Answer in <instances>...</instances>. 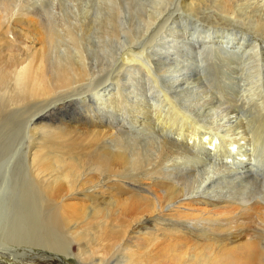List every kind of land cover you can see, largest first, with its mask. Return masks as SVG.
I'll use <instances>...</instances> for the list:
<instances>
[{
	"label": "bare ground",
	"instance_id": "bare-ground-1",
	"mask_svg": "<svg viewBox=\"0 0 264 264\" xmlns=\"http://www.w3.org/2000/svg\"><path fill=\"white\" fill-rule=\"evenodd\" d=\"M262 1L183 4L211 26L250 31L264 41ZM18 3L0 0V264H24L37 251L78 264H264V199L234 187L200 192L201 185L189 179L195 170L180 175L184 169L177 162L191 155L198 141L213 151L244 153L261 141L264 123L256 124L250 140L238 136L239 124L232 130L237 133L217 139L200 137L202 125L184 114L188 127L180 128L178 113L159 115L174 138L166 135L160 146L151 140L139 150L113 124L109 110L115 97L105 101L99 91L77 90L97 71L73 27L58 34L30 5L18 9ZM203 5L224 16L238 12L243 20L205 14ZM112 25L118 36L117 23ZM19 40L30 43L26 60L4 67L6 52ZM66 42L77 56L65 53L66 60L53 62ZM121 66L136 65L129 60ZM145 115L153 125L151 110ZM174 129L191 139L182 143ZM249 156H239L248 166L240 175L244 181L258 172L249 167Z\"/></svg>",
	"mask_w": 264,
	"mask_h": 264
},
{
	"label": "rangeland",
	"instance_id": "rangeland-1",
	"mask_svg": "<svg viewBox=\"0 0 264 264\" xmlns=\"http://www.w3.org/2000/svg\"><path fill=\"white\" fill-rule=\"evenodd\" d=\"M14 1L19 2L18 9L31 6L27 9L39 12L58 34L62 35L66 26L73 27L82 41L81 49L87 62L97 71L77 90L81 94L88 88L92 93L99 91L105 101L115 97L109 110L113 124L128 143L139 150L151 140L160 146L166 135L171 140L174 138L170 131L163 129L159 115L166 119L169 114L178 113L176 122L180 128L188 127V120L182 118L184 114L190 121L196 120L202 125L199 132L204 133L200 137L211 134L217 139L237 133L232 130L239 124L238 136L250 140L256 124L264 123V41L250 31L218 24L211 26L186 10L183 2L188 3V0ZM168 3L170 5L165 7ZM261 4L264 6L263 1ZM161 9H164L163 14L147 28ZM201 10L233 23L243 20L238 12L224 16L213 5H203ZM112 21L117 23L118 36L113 35ZM20 43L21 40L8 49L2 61L4 67L15 68L24 63L28 54L25 47L30 43ZM125 43L128 45L123 47ZM65 53L76 57L78 50L66 42L55 52L53 62L66 60ZM129 60L136 65L130 70L121 66ZM96 85L100 86L94 90ZM81 94L71 99L77 100L83 96ZM149 109L153 125L145 115ZM262 131L261 141L244 151L252 156H249V167L259 172L249 173L253 181L240 178L248 167L242 163L244 159H239L245 156L240 153L241 148L236 152L227 147L213 151L203 141L195 143L191 155L177 160L184 169L180 175L195 170L189 179L201 185L200 192L213 186L234 187L249 195L257 192L264 199V129ZM174 133L180 134L182 143H186L183 138L191 139L187 131L175 130ZM245 162L248 165V161ZM37 252L39 254L31 253L24 264H78L74 259Z\"/></svg>",
	"mask_w": 264,
	"mask_h": 264
}]
</instances>
